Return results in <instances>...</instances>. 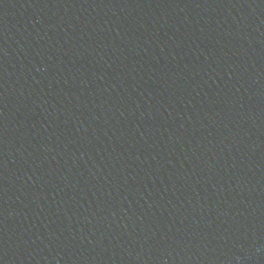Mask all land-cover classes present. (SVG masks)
<instances>
[{"label":"water","instance_id":"water-1","mask_svg":"<svg viewBox=\"0 0 264 264\" xmlns=\"http://www.w3.org/2000/svg\"><path fill=\"white\" fill-rule=\"evenodd\" d=\"M0 264H264V0H0Z\"/></svg>","mask_w":264,"mask_h":264}]
</instances>
